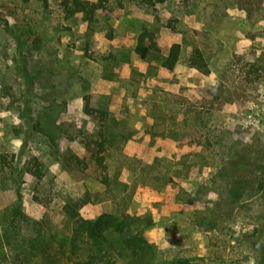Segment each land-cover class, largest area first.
<instances>
[{"label": "rangeland", "instance_id": "obj_1", "mask_svg": "<svg viewBox=\"0 0 264 264\" xmlns=\"http://www.w3.org/2000/svg\"><path fill=\"white\" fill-rule=\"evenodd\" d=\"M112 6L88 24L61 0H0V214L19 206L68 237L64 206L87 202V220L149 218L145 235L167 258L264 264V0ZM144 29L162 53L142 59ZM196 48L208 75L189 67ZM88 94L108 114V188L76 161L82 134L101 128Z\"/></svg>", "mask_w": 264, "mask_h": 264}, {"label": "trees", "instance_id": "obj_2", "mask_svg": "<svg viewBox=\"0 0 264 264\" xmlns=\"http://www.w3.org/2000/svg\"><path fill=\"white\" fill-rule=\"evenodd\" d=\"M113 1L61 0V7L67 18L78 15L84 22L92 24L99 17L112 15ZM97 51L94 55H100ZM135 53L142 59L151 53H162L156 34L144 29L138 36ZM180 58L181 46L175 43L170 47L163 67L173 71ZM189 67L203 75L210 73L201 48L193 51ZM84 113L96 120L101 128L97 136L82 134L81 156L76 161L93 163L100 173L99 182L108 188V140L104 130L108 114L97 107L92 94L84 96ZM34 176L38 180L43 177L39 170ZM85 203L64 206V214L74 223L68 237L62 235L47 217L33 220L19 206L5 209L0 214V264H117L118 261L123 264H202L188 257H165L145 235V229L152 224L149 218L123 213L104 214L96 221L87 220L79 213Z\"/></svg>", "mask_w": 264, "mask_h": 264}]
</instances>
